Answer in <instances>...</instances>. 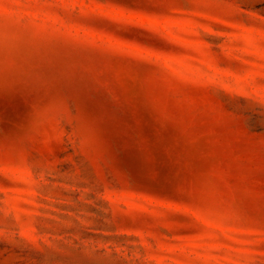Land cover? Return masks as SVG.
I'll list each match as a JSON object with an SVG mask.
<instances>
[{
  "label": "rangeland",
  "instance_id": "rangeland-1",
  "mask_svg": "<svg viewBox=\"0 0 264 264\" xmlns=\"http://www.w3.org/2000/svg\"><path fill=\"white\" fill-rule=\"evenodd\" d=\"M0 264H264V0H0Z\"/></svg>",
  "mask_w": 264,
  "mask_h": 264
}]
</instances>
